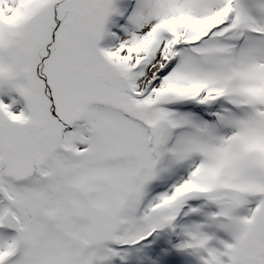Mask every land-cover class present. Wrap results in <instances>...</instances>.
I'll return each mask as SVG.
<instances>
[{"label":"snow or ice","instance_id":"snow-or-ice-1","mask_svg":"<svg viewBox=\"0 0 264 264\" xmlns=\"http://www.w3.org/2000/svg\"><path fill=\"white\" fill-rule=\"evenodd\" d=\"M0 264H264V0H0Z\"/></svg>","mask_w":264,"mask_h":264}]
</instances>
